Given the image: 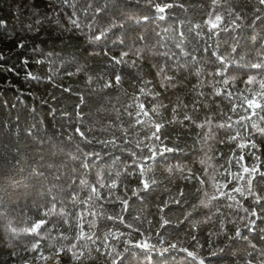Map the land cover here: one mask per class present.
Listing matches in <instances>:
<instances>
[{
    "label": "trees",
    "instance_id": "trees-1",
    "mask_svg": "<svg viewBox=\"0 0 264 264\" xmlns=\"http://www.w3.org/2000/svg\"><path fill=\"white\" fill-rule=\"evenodd\" d=\"M155 3L176 6L161 20ZM259 7L0 0V264H264V201L224 195L244 188L233 179L243 167L264 168V136L251 127L264 121L247 103L264 104V71L251 67L264 64ZM237 16L239 27L223 31ZM101 28L110 30L96 41ZM140 104L147 116L137 117ZM155 123L160 147L175 149L160 163L143 159L156 150ZM137 158L156 179L147 190L129 175ZM40 221L36 234L23 232Z\"/></svg>",
    "mask_w": 264,
    "mask_h": 264
},
{
    "label": "snow or ice",
    "instance_id": "snow-or-ice-1",
    "mask_svg": "<svg viewBox=\"0 0 264 264\" xmlns=\"http://www.w3.org/2000/svg\"><path fill=\"white\" fill-rule=\"evenodd\" d=\"M213 3L215 4L216 0H213ZM258 4H259L260 7L257 10V15L254 16L253 19H262V17L260 16V12L264 11V0H258ZM174 6H176V5H174L172 3H163V4L155 3L154 4V8H155L156 13L157 14H161V15H159V19H161V20L164 19V16L162 14H164L168 8H171V7H174ZM143 19H144V21H148L149 18L147 16H144ZM238 20H239L238 16L234 17L231 20L230 25H225L222 30L223 31H228L229 26L232 29H235V28L239 27V24L237 22ZM220 21H221V16L216 15L215 16V21H210L211 27L213 29H216L217 27H219ZM3 23H4L3 21H0V24H3ZM72 23H73V25L75 27H77V28L80 27L79 23L76 20H73ZM250 23H251V21H250ZM109 30L110 29H107V28L98 29V34L94 35L93 39L96 40V41L102 40L107 35V32ZM19 47L22 48L23 44L19 45ZM125 55H127V53H124L119 59H115L114 58L115 59V63H117V64L123 63L124 62L123 56H125ZM0 60H2V58H0ZM225 63H226L225 61H223V60L221 61V68L224 67ZM251 67H255V68H258V69H261L262 71H264V64L251 65ZM9 70L11 71L12 69H9ZM217 74L218 75H222L223 73L220 72V73H217ZM28 77L32 78V79H38L37 77L33 76L32 73H28ZM119 79H120V77L117 76L116 80L119 81ZM253 82H254V78L250 77L249 80H248V83L251 84ZM260 87H261V89H264V81L260 82ZM144 94L147 95V93H144ZM155 95L159 96V93H155ZM260 99L264 100V95H261ZM247 103H248V107L250 109H253L252 116H257V118L259 120L264 121V115H258V113L256 112V110L258 109L260 113H264V104L257 103L255 97H253L252 99H248ZM160 107H163V105L160 104ZM151 110H152L153 113L158 111L157 108H152ZM173 111L175 112L176 109L174 108ZM141 114H143L144 116L148 115V112L145 111L143 104H140V106H139V112H137V117H139ZM184 119H189V117L187 115H185ZM248 119H251V117H248ZM140 122L141 121L139 119H137V123H140ZM162 126H163L162 123H155V130L152 132V137L154 138L155 141L158 142V144L155 145V148H156L155 151H153L152 150V146H150L149 147V153L150 154L145 156V157H143V159L153 160V161H155L157 163H160L164 159H167V157L165 156V153L174 152L175 149L172 148V147H167V146L160 147V145H164V140L161 138V128H162ZM251 127L253 129H255L256 131H258L262 136H264V127H260L256 123H252ZM81 135H83V133H81ZM233 140H235V137H233ZM90 142L91 141H89V143ZM98 142L102 143L105 147H108L110 143L112 144L113 147L116 146L114 142H108V141H98ZM249 143H250V147L251 148H253V149L256 148V144H255L254 141L249 142ZM239 146L240 147H245L246 145L245 144H241ZM84 155H86V156L95 155V156L99 157L98 153H85ZM133 155L135 156V153H133ZM157 156H159L161 158L159 161H157ZM133 164L139 166V172H137V173L129 172V175H133V174L136 175L137 179L139 180V183L142 184L144 190H147V189L150 188L151 185H155L156 184V179L153 176L147 175V172L151 171V165H144L140 158H137V160H134ZM85 167H87V165H85ZM243 171L246 174L245 176L241 177V176L237 175L233 179L235 181H239V180L242 179L244 181V188L241 189L240 187L234 186L232 188V190H231V193H224V195L227 196V198L232 199V200L235 201V196L232 195V193H238L239 196L242 197V198H246V196H250V197L253 198V200L257 204L261 203L262 201H264V192H261L260 194H257L256 189H257L258 185L264 184V168H258L257 166L252 165L250 167H243ZM226 186L227 185H225L224 187H226ZM115 187H116L115 184L111 185V188H115ZM133 194L135 195L136 193L133 192ZM122 203L124 205H127V203H128L127 197H124L122 199ZM236 204H237V206H240L238 201H236ZM245 212L249 213L253 217L256 215V212L254 210H251V209H245ZM45 215H47V213ZM109 219H111V217H109ZM42 223H43V221H40L39 223H35L31 227L23 229V232L36 234V230L40 228ZM165 223H167V221H165ZM37 226H39V227H37ZM240 235H241V233L237 232V236H240ZM193 239L195 240V237H193ZM37 247H38V245L34 244V246H33V248L31 250H36ZM140 247L147 249L149 246L146 243H142L140 245ZM175 247H176L175 245H169L168 248H162L161 251H165L166 252V251H169L171 249H174ZM73 248H75V245H73ZM150 250L154 251L155 248L153 247ZM182 250L187 252V255L189 257H192L193 260L197 259V256H196V254L194 252H189V251H187V249H182ZM80 255L81 254L73 252V257L75 259H79ZM45 259H46V257H45ZM262 259H264V258H262ZM200 264H203V261H201Z\"/></svg>",
    "mask_w": 264,
    "mask_h": 264
},
{
    "label": "rangeland",
    "instance_id": "rangeland-1",
    "mask_svg": "<svg viewBox=\"0 0 264 264\" xmlns=\"http://www.w3.org/2000/svg\"><path fill=\"white\" fill-rule=\"evenodd\" d=\"M44 264H60V261L57 257L47 260Z\"/></svg>",
    "mask_w": 264,
    "mask_h": 264
}]
</instances>
